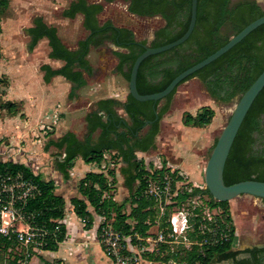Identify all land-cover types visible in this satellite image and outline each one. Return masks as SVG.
<instances>
[{"label":"trees","instance_id":"1","mask_svg":"<svg viewBox=\"0 0 264 264\" xmlns=\"http://www.w3.org/2000/svg\"><path fill=\"white\" fill-rule=\"evenodd\" d=\"M127 1L128 9L132 13L144 16L159 14L165 19V24L155 30L150 44L146 39H138L130 27L116 25L111 20L101 23L99 13L104 4L100 1L71 0L63 9V14L68 17L81 13L83 25L88 30V34L80 38L74 48L63 40L55 24L48 22L41 14L36 15L25 29L29 36V50H33L39 40L45 37L50 46L49 56L63 60L57 67L47 62L40 65L44 80L49 82L53 76L63 75L71 82L69 96L74 97L77 89L87 83L85 72L92 74L94 71L88 57L91 47H98L109 41L124 48L116 49L114 53L118 57V69L129 81L133 63L146 46L172 41L185 33L189 26L192 0ZM1 2L6 3L3 0ZM261 15H264V6L258 0H198L197 21L190 37L181 44L143 59L137 76L138 90L141 93H150L165 88L179 72L215 51ZM1 19L0 8V31ZM224 26L228 27L227 31H222ZM263 69L264 23L180 83L192 76H198L214 98L228 101L242 94ZM3 80L9 79L4 73H0V83ZM180 83L163 97L166 101L162 105L160 102L163 98L139 100L130 91L124 100L115 96L100 97L85 114L87 130L82 137L73 130H67L56 138L48 139L47 144H53L61 152V157L55 160V166L64 178L69 177L70 166L78 156L86 162L101 163L106 154L111 152L113 161L122 160L120 170L124 175L125 186L130 191L132 203L129 213L123 210L125 203L119 202L113 192L114 167L100 171L88 170L78 182L79 194L69 199L86 228L94 226L95 213L103 217L97 231L104 249L101 233L102 227L107 223H111L114 229L124 234L136 230L147 234L154 224H157V229H164L166 233L169 230V208L165 214H161L157 201L143 194L144 175L150 168L147 167L145 159L138 157V151L145 152L156 148L160 120L169 109L172 95ZM13 105V110H17L16 101L5 100L6 108L10 109ZM213 114L214 109L204 105L197 114L187 113L182 119L185 124L198 122L204 125L211 121ZM50 126L52 129L49 130H53V124ZM41 130H44L42 125ZM153 171H170V167L163 164ZM247 178L264 180V87L241 124L224 169L227 184ZM14 180L24 182L31 190L24 196L17 195L16 192H20V189ZM0 190L2 200L6 203L11 202L8 199L11 193L19 196V199H12L13 205L18 208L17 214L26 217L31 226L43 229L39 232L43 239L42 249L55 250L66 239L68 232L64 217L68 199L57 191L54 178H47L41 172H36L30 164L22 160L6 159L0 155ZM196 191L207 193L210 197L209 205L222 208L223 215L231 220L229 200L216 199L207 187H197ZM199 211L194 216L196 223L202 218L201 209ZM232 226L233 235V223ZM198 233L197 230L191 235L194 237ZM199 235L203 236L202 233ZM17 243V231H10L9 234L0 232V260L5 261L4 264H18L19 255L15 251ZM179 245L172 249L169 243L161 242L157 249L147 252L151 264H213L238 252L232 248L231 241L193 243L191 247Z\"/></svg>","mask_w":264,"mask_h":264},{"label":"rangeland","instance_id":"2","mask_svg":"<svg viewBox=\"0 0 264 264\" xmlns=\"http://www.w3.org/2000/svg\"><path fill=\"white\" fill-rule=\"evenodd\" d=\"M3 1L6 3H0L2 18L0 59L4 57L5 60H3L7 61L4 65L2 64V69L9 80H3L0 83V135H2L0 136V140L7 144L5 151L0 152V155L6 159L11 158L15 155L16 151L9 150L11 149L10 147H21V149L25 150V153H21V156L16 157L15 160L26 159V161H31V155L33 156V154L39 153L41 156L36 160L34 170L47 171L46 173H41L47 178H54L56 180L57 191L60 193L64 192L68 199L67 214L72 211L73 207L69 199L73 194H76L74 190H76L75 188L78 186L80 178L85 175L86 171L90 170L91 166L82 157L78 156L69 169L71 179H64L63 174L55 166V160L61 157V152L53 144L48 145V139L56 138L67 130H73L82 137L87 130L83 115L86 107L91 108L98 98L106 96L107 94L117 95L125 99L126 91L129 88V81L126 77L119 75V79L116 78L118 84L120 83L119 80L123 82V86L124 83L125 85L128 83L125 86V89L127 88L126 90H124L122 85L120 86L121 88H110L100 83L111 72L119 70L117 67L118 57L114 53V50L124 48L109 41H106L98 47L92 46L88 57L91 63H93L94 71L92 74L86 73L87 83L77 89L76 95L74 97L69 96L71 83L64 80L61 76L57 77L59 81L57 79L55 80L58 82L55 83L56 87L54 92L52 91L50 95H47L45 94L47 82L43 80L45 83L44 86L41 84L40 76L31 64L34 57H28L27 59V51L31 50L28 48L29 36L25 29L32 23L36 15L41 14L48 22L58 27L59 34L63 40L70 47L74 48L77 46L78 40L88 34V30L83 25V15L77 13L75 17H68L63 14V9L69 5L71 0ZM89 1L103 2L104 8L99 13L101 23L111 20L116 25L130 27L138 39H146L148 44L153 39L155 30L163 26L166 22L159 14L144 16L132 13L128 9L129 2L127 0H113L110 2L105 0ZM232 1L235 2L237 0ZM258 1L264 5V0ZM227 30V26L222 28V31ZM46 44V42L41 43L39 48L41 53L46 50ZM40 75L41 79H43L41 73ZM10 84L11 90L9 88ZM2 90L4 93H1L3 92ZM240 96L241 94H238L232 99L224 101L214 98L198 76H192L183 81L177 86L176 91L172 95L170 107L160 120V131L156 136V148L150 149L142 157L152 167L166 164L169 165L170 171L183 172L189 168L188 173L184 172V179L186 181L191 179L189 185H193L195 180L206 187L204 171L207 160L218 136L234 111ZM6 99L16 101L17 110H13L15 105L10 109L6 108L4 106ZM44 99L46 101L48 99L49 101H54L46 106V110L54 106L55 112L57 113L50 112L45 116L50 118L52 123H55L54 129L49 130L47 133L41 130V125L49 124L46 122L40 123L44 118L43 115L40 116L38 121L36 120L35 122L33 120L35 118L33 108H37V103H41L43 106L45 103ZM165 101V98L161 99L160 104L162 105ZM204 105H209L214 109V114L209 123L200 125L198 122H196L197 124H185L183 122V116L187 113L197 114ZM120 111L124 113L123 110ZM109 155H111V152ZM122 164V160L117 159L111 164L113 166H110L115 168L113 192L119 202L125 203L123 210L129 213L132 208V203L130 191L125 186L124 175L120 170ZM93 167L98 170L108 169V166L103 165L101 167ZM14 183L20 189V192H16L19 196H24L31 190L24 182L14 180ZM10 195L11 197L8 198L11 201L8 203L10 205V211L4 212L3 214V226L6 228H18L21 231L28 230L33 235V239L28 244L22 242L16 244L15 251L18 252L19 258L26 257V264H72L71 260H63V255L55 256L52 251L45 252V255L42 254L41 243L43 239L39 232L43 229L31 226L26 221V217L17 214L16 211H18V208L13 205L12 199H19L20 197L13 193ZM203 197L205 202H209L210 197L207 193ZM229 204V213L232 216L231 221L235 227L238 239L242 237L243 242L246 244H252L257 241L262 242L264 240V233H261V229L264 228V203L260 197L245 193L230 199ZM210 208L217 218H219L220 213L223 214L219 207L211 206ZM169 210L170 212L172 211L170 208ZM12 211L16 213V217ZM223 216L225 217V215ZM99 223L100 216L95 213V224L91 230L86 231L87 235L91 236V231H94ZM82 225L79 223V226L82 227ZM157 227V224H154L151 228L154 235L158 230ZM87 241L90 243L89 246L84 247L85 253L86 250L89 249L90 252L93 248L91 237H87ZM84 245L86 244L83 243ZM93 251L97 256L96 251ZM101 258L106 261V264H115L113 258H108L103 254H101ZM4 263L5 261L0 260V264ZM134 264H151L147 252L145 254L143 253L142 257ZM156 264L159 263L156 262ZM213 264H223V262L216 261Z\"/></svg>","mask_w":264,"mask_h":264},{"label":"built area","instance_id":"3","mask_svg":"<svg viewBox=\"0 0 264 264\" xmlns=\"http://www.w3.org/2000/svg\"><path fill=\"white\" fill-rule=\"evenodd\" d=\"M50 125H42L44 133L49 128L52 129ZM3 145L7 144L5 142L0 143V148ZM17 150L19 152L20 149L18 148ZM2 151L4 152V147L0 150V152ZM146 152L148 151H140L138 157L143 158L142 155ZM145 161L147 163L146 159ZM113 162L111 155L107 153L101 163L93 162V166L101 167L103 165L110 167L113 166L111 165ZM162 165L151 167L148 164L147 167L150 168V171L144 175L143 194L157 201L161 214H165L168 208L172 209L171 212L169 210L167 215L169 230L166 233L164 229H158L155 235L151 229L148 230L147 234H143L137 230L130 234H124L114 229L111 223H107L102 227L101 237L106 254L114 259L115 264H134L142 257L143 253L145 254L157 249L161 242L169 243L172 249L177 244L191 247L193 243L203 244L231 241V245L234 247L238 243L239 239L236 231L233 235L231 234L233 222L221 213L219 215L220 219L215 217L210 208L211 206L208 202L204 201L203 196L205 193L196 191L197 187L205 188V186L197 181H194L193 185H189L190 180L186 181L184 179L185 174L183 171H153L154 168H160ZM93 166V170H98ZM200 209L202 211V218L199 223H196L194 216L200 213ZM219 209L223 212L222 208ZM9 211L10 205L2 200L0 194V232L9 234L10 231H17L19 242L28 244L33 239L30 231H21L18 228H6L3 226V214ZM12 213L16 217V213L13 211ZM102 221L103 217L100 216V222ZM197 230L203 236H200L199 233L194 235V237L191 235L192 232H196ZM18 261V264H26L27 258L20 257Z\"/></svg>","mask_w":264,"mask_h":264},{"label":"water","instance_id":"4","mask_svg":"<svg viewBox=\"0 0 264 264\" xmlns=\"http://www.w3.org/2000/svg\"><path fill=\"white\" fill-rule=\"evenodd\" d=\"M197 7H198V0H192L191 18H190L189 26L185 31V33H183L180 37L161 45H155V46L148 45L136 57L131 69L130 79H129V91L136 99L157 100L165 97L185 77H187L191 73L195 72L196 70L200 69L201 67L205 66L206 64L218 58L220 55L225 53L232 46H234L236 43L242 40L253 29L264 23V15H261L253 19L251 22L245 25L240 31L232 35V37L226 43L218 47L215 51H213L206 57L200 59L196 63L190 65L189 67L179 72L167 84L165 88L150 93H141L138 90V86H137V76L141 62L143 61V59H145L147 56L151 54L170 49L187 40L190 37L196 25ZM263 87H264V69L256 77V79L252 82V84L241 94L238 102L236 103L234 111L232 112L222 132L218 136V139L207 160L204 171L206 187L210 190L212 195L218 200H230L233 197L245 193L264 197V180L262 179L247 178L230 184H227L224 179V169H225L226 161L229 156L235 137L241 127V124L249 108L251 107L256 96L263 89Z\"/></svg>","mask_w":264,"mask_h":264},{"label":"crops","instance_id":"5","mask_svg":"<svg viewBox=\"0 0 264 264\" xmlns=\"http://www.w3.org/2000/svg\"><path fill=\"white\" fill-rule=\"evenodd\" d=\"M29 26V25H28ZM46 40V41H45ZM42 42H46V50L43 51L41 53V51L39 50L40 48V45ZM10 47V46H9ZM14 47V46H12ZM49 51H50V46L48 44V39L47 38H42L39 40L38 44L34 47L33 50L31 51H27L28 52V55H27V59L28 57L30 58H33L31 62L32 66L34 67V69L38 72L39 76H40V80H41V84L44 86V78L41 79V75L40 73L42 74V77H43V71L42 69L40 68V65L42 63H50L53 67H57L59 65H61L63 63V60L61 59H57V58H53V57H50L49 56ZM90 53V52H89ZM4 57H2L0 59V73H4L6 75V73L3 71L2 69V64L4 65L5 62L7 61H4L3 60ZM17 59V57H16ZM2 61V62H1ZM93 64V63H92ZM120 73V74H119ZM88 74V73H87ZM110 74V72H109ZM119 75H122L123 77H125L122 72L120 70H117V71H113L111 72L110 75L106 76V78L104 80H101V84H103V86H108L110 88H121L120 86L122 85L123 86V82L121 80H119V84L116 82V78L119 79ZM7 76V75H6ZM58 76H61L62 78H64V80H67L63 75H55L52 77L51 81L47 82L46 86L47 89H46V93L47 95H50V93L54 90H55V83L58 82L59 80L57 79ZM85 76H86V72H85ZM87 78V77H86ZM9 79V78H8ZM58 80V81H55V80ZM60 79V78H59ZM44 80V81H43ZM68 81V80H67ZM70 82V81H69ZM71 83V82H70ZM67 84V83H66ZM128 83H124V90L125 89V86H127ZM10 90H11V84H10ZM50 89V91H48ZM9 90V89H8ZM129 91V88L127 89L126 91V94H125V99H126V96H127V93ZM125 93V92H124ZM53 94V93H52ZM32 95V94H31ZM106 96H115V97H118L117 95H111V94H107ZM106 96H101V97H106ZM121 98V97H119ZM123 98V97H122ZM121 98V99H122ZM54 100V99H53ZM124 100V99H123ZM44 105L42 106L41 103H37V108H33V112L35 113V118L33 120H36L38 121L40 116L43 115V120L40 122V123H49V124H53V129H54V124L55 123H52L50 121V118L48 117H45L47 116L50 112H54L55 114H57L55 112V109H54V106L52 108H49L48 110H46V106L50 103V102H54V101H49V99L46 101V99H44ZM91 108L89 107H86V109H84V118H85V114L90 110ZM57 116V115H56ZM59 120V119H58ZM38 127V126H37ZM40 128V127H39ZM61 135V134H60ZM59 135V136H60ZM2 136V135H0ZM41 144V143H40ZM5 146L6 145H3L0 150L4 147V151H5ZM11 149L9 150H17L18 148L16 147H10ZM19 152L16 151L15 155L13 157H11L12 159H15L16 157H19L21 156V153H25V150L24 149H21V147L19 148ZM39 149V148H37ZM40 154L36 153V154H33V156L31 155L30 159L31 161H26V159H21L22 161L30 164L33 169H34V164H36V160L40 158ZM88 164L91 166L90 170L92 169V166L94 165L93 162H88ZM92 164V165H91ZM189 170V168H187ZM188 170L187 171H184V172H187L188 173ZM36 172H43V173H46L47 171H36ZM60 172V171H59ZM87 172V171H86ZM203 172V171H202ZM72 174V173H71ZM71 175H69L68 178H64V179H71L70 177ZM74 178V177H72ZM201 178V177H200ZM191 180V179H190ZM56 181V180H55ZM195 181V180H194ZM57 185V183H56ZM76 190H74V192H76V194H73V195H77L79 194V191H78V186L75 188ZM62 193V192H61ZM65 197H66V194L63 192L62 193ZM72 195V196H73ZM65 223H66V226H67V232H68V235L66 237L65 240L61 241L59 243V246L57 249L55 250H49V249H41V252L42 254H44L45 252H54L55 256H62L63 255V260L64 259H67V260H71V263L72 264H106V261L103 260L101 258V254L103 255H106V257L108 258H111L110 256H108L105 251H104V248H103V245H102V242L100 240V237H99V234H98V231H97V227L95 228V230L91 231V236L87 235L86 231H89L91 230L93 227L91 228H86L84 226V222L83 220L76 214V212L74 211L73 207H72V211L68 212L65 216ZM79 223L83 224L82 227L79 226ZM87 237L92 239V242H93V248L90 250L89 252V249L86 250V254L84 252V247L86 248L87 246H89V241H87ZM83 243L86 244L83 246ZM88 244V245H87ZM100 245V246H99ZM95 250L96 253H97V256L95 255V252L93 251ZM92 251V252H91ZM45 255V254H44ZM88 256V258H87ZM64 262V261H63Z\"/></svg>","mask_w":264,"mask_h":264},{"label":"flooded vegetation","instance_id":"6","mask_svg":"<svg viewBox=\"0 0 264 264\" xmlns=\"http://www.w3.org/2000/svg\"><path fill=\"white\" fill-rule=\"evenodd\" d=\"M260 199L264 203V197H260ZM261 230V233H264V228ZM232 248L238 250L237 254L217 262H223V264H264V240L246 244L241 237Z\"/></svg>","mask_w":264,"mask_h":264}]
</instances>
